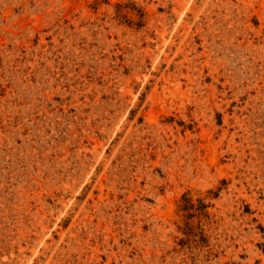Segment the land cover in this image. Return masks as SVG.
<instances>
[{"label": "rangeland", "instance_id": "374dc122", "mask_svg": "<svg viewBox=\"0 0 264 264\" xmlns=\"http://www.w3.org/2000/svg\"><path fill=\"white\" fill-rule=\"evenodd\" d=\"M0 264H264V0H0Z\"/></svg>", "mask_w": 264, "mask_h": 264}]
</instances>
